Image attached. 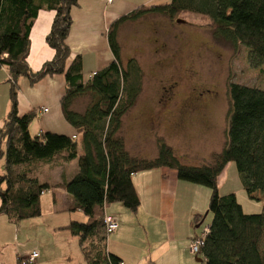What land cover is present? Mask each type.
I'll list each match as a JSON object with an SVG mask.
<instances>
[{"label": "trees", "instance_id": "16d2710c", "mask_svg": "<svg viewBox=\"0 0 264 264\" xmlns=\"http://www.w3.org/2000/svg\"><path fill=\"white\" fill-rule=\"evenodd\" d=\"M77 5L78 0H0V68L10 77L11 102L0 129V141L5 142L0 216L14 224L40 217V198L52 187L39 182L38 165L76 161V171L63 188L72 199L70 211L81 212L88 221L71 222L66 229L78 239L87 264H122L107 251L104 209L120 204L135 213L140 200L132 177L168 169L179 181L210 190L207 212L212 219L198 254L204 264H264V209L261 214H244L234 194L219 195L216 182L226 166L234 163L247 196L264 200V88L230 84L226 142L209 165L182 164L161 140L157 141L156 158H135L126 151L121 128L140 95L142 72L133 60L123 66L118 42V30L128 21L149 15L173 20L180 14H191L211 23L217 41L243 47L250 68L259 70L264 66V0H170L138 8L110 26L107 40L113 61L85 82L81 58L75 56L68 63L66 44L72 24L70 11ZM44 10L53 13L45 42L54 55L33 73L26 63L29 35L38 13ZM56 75L64 77L60 109L79 136L77 140L49 132L32 137L28 127L35 113L19 115L17 111L20 77L32 86ZM82 98L88 103L78 111L76 102ZM199 220L200 216L194 217L195 223ZM14 264L29 263L20 258Z\"/></svg>", "mask_w": 264, "mask_h": 264}, {"label": "crops", "instance_id": "0c3cea01", "mask_svg": "<svg viewBox=\"0 0 264 264\" xmlns=\"http://www.w3.org/2000/svg\"><path fill=\"white\" fill-rule=\"evenodd\" d=\"M159 1L113 0L106 4L104 0H78V5L70 11L72 24L66 44L70 50L68 63L75 56L81 58L84 82L113 61L107 40L110 26L138 8L165 4ZM52 20V12L40 11L31 29L26 63L33 73L53 58L54 52L45 42ZM9 78L7 70L0 68V129L11 107ZM17 85L18 114L35 113L28 127L32 137L49 132L79 139L61 113L60 100L65 92L63 76L45 77L32 86L20 77ZM4 152L2 140L0 174ZM76 165V161L56 166L38 165L39 182L49 184L52 189L40 198V217L26 220L30 223L31 239L25 240L28 236L20 239V225L25 221L14 224L6 216H0V264H14L32 253L38 255L34 264H87L78 239L66 229L73 221H88L81 212L70 211L72 199L63 188L73 177ZM132 181L140 200L137 211L130 213L116 208V213H110L113 205L104 209V215L114 216L118 221V229L107 237V251L122 264L198 263L199 258L194 261L188 252L190 240L196 236L193 230L198 227L194 226V217L199 212L194 199L199 193L193 188L196 186L179 181L175 172L167 169L135 174Z\"/></svg>", "mask_w": 264, "mask_h": 264}, {"label": "rangeland", "instance_id": "374dc122", "mask_svg": "<svg viewBox=\"0 0 264 264\" xmlns=\"http://www.w3.org/2000/svg\"><path fill=\"white\" fill-rule=\"evenodd\" d=\"M211 30L206 18L191 14H180L173 20L149 15L120 26L121 62L126 66L133 60L142 72L140 95L124 116L121 128L130 156L156 158L157 141L161 140L182 164L209 165L226 142L230 84L264 88V66L259 70L250 68L243 47L217 41ZM87 103V98L79 99L75 109L82 111ZM81 154L79 146L78 155ZM216 182L219 195L234 194L244 214L263 212L264 200L247 196L234 163L226 166ZM190 185L199 190L194 199L199 205L200 220L194 221L198 227L193 230L195 237H199L212 219L207 212L210 190ZM116 208L128 211L113 204L109 212L116 213ZM28 224L25 221L20 225L21 240L32 238ZM195 258L201 261L195 264H204L202 257L192 256L194 261Z\"/></svg>", "mask_w": 264, "mask_h": 264}, {"label": "built area", "instance_id": "2783aa9c", "mask_svg": "<svg viewBox=\"0 0 264 264\" xmlns=\"http://www.w3.org/2000/svg\"><path fill=\"white\" fill-rule=\"evenodd\" d=\"M104 1L106 2V4H111L113 0H104ZM94 75H95V73L92 74L91 77H93ZM42 111H43V113L47 112L46 109H44ZM72 139L75 140L76 137H72ZM104 225H105L106 233L108 235L114 233L118 229V221L116 220V218L114 216L105 215L104 216ZM207 233H208V229L205 228L199 237L192 238V240L190 241V244H189V249H188L189 254L191 256H194V257L198 256L199 250H200L201 246L203 245V241H204ZM37 257H38V255L36 253H32L26 259V261L29 264H32Z\"/></svg>", "mask_w": 264, "mask_h": 264}, {"label": "water", "instance_id": "95a60500", "mask_svg": "<svg viewBox=\"0 0 264 264\" xmlns=\"http://www.w3.org/2000/svg\"><path fill=\"white\" fill-rule=\"evenodd\" d=\"M197 262H200V260H197Z\"/></svg>", "mask_w": 264, "mask_h": 264}]
</instances>
